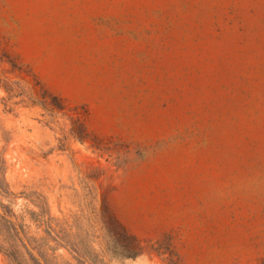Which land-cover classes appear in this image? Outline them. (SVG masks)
Instances as JSON below:
<instances>
[{"label": "rangeland", "instance_id": "374dc122", "mask_svg": "<svg viewBox=\"0 0 264 264\" xmlns=\"http://www.w3.org/2000/svg\"><path fill=\"white\" fill-rule=\"evenodd\" d=\"M0 201L44 264H264V0H0Z\"/></svg>", "mask_w": 264, "mask_h": 264}, {"label": "trees", "instance_id": "16d2710c", "mask_svg": "<svg viewBox=\"0 0 264 264\" xmlns=\"http://www.w3.org/2000/svg\"><path fill=\"white\" fill-rule=\"evenodd\" d=\"M15 216L13 209L0 201V252L10 259V264H22V260H19V256L16 246H23L34 264H44L39 257L35 256L34 253L27 247V243L24 241V224L16 223L11 219ZM116 221V220H115ZM120 231L118 235L122 237V248L117 251L120 255L128 258L136 257L144 252V245L141 241L131 233H129L123 226L119 224ZM34 240L37 238L33 237ZM8 244L9 246H6ZM42 259L47 263V258Z\"/></svg>", "mask_w": 264, "mask_h": 264}]
</instances>
